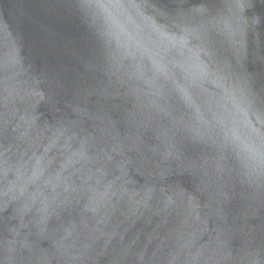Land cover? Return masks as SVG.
Returning a JSON list of instances; mask_svg holds the SVG:
<instances>
[{
  "label": "water",
  "instance_id": "1",
  "mask_svg": "<svg viewBox=\"0 0 264 264\" xmlns=\"http://www.w3.org/2000/svg\"><path fill=\"white\" fill-rule=\"evenodd\" d=\"M0 264H264V0H0Z\"/></svg>",
  "mask_w": 264,
  "mask_h": 264
}]
</instances>
